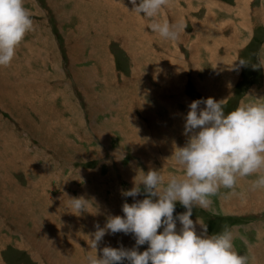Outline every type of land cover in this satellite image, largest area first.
Returning <instances> with one entry per match:
<instances>
[{
    "label": "rangeland",
    "instance_id": "obj_1",
    "mask_svg": "<svg viewBox=\"0 0 264 264\" xmlns=\"http://www.w3.org/2000/svg\"><path fill=\"white\" fill-rule=\"evenodd\" d=\"M25 7L34 28L11 65L0 66V264H71L81 248L89 252L84 243L93 234L90 226L124 215V201L133 202L123 195L131 189L127 166L138 172L131 171L136 182L141 169L182 174L172 154L187 136L173 140L170 121L181 113L185 123V99L214 92L215 99L226 98L228 112L254 99L245 94L264 97V0H168L159 18L183 24L176 41L129 12L131 0H26ZM148 113L160 123L167 119L172 132L160 123L146 129ZM160 141L166 156L156 147ZM256 175L220 188L209 207H195L191 218H202L209 234L230 228L238 237L235 250L249 264H264V207L228 214L229 203L249 200L252 192L264 197V189L251 188ZM81 195L92 202L74 213L67 197ZM185 210L177 202L174 215ZM32 217L53 238L60 227L67 244L53 252L48 232L31 230ZM121 233L114 234V247ZM109 234L99 247L108 245ZM132 236L125 247L135 244Z\"/></svg>",
    "mask_w": 264,
    "mask_h": 264
},
{
    "label": "clouds",
    "instance_id": "obj_2",
    "mask_svg": "<svg viewBox=\"0 0 264 264\" xmlns=\"http://www.w3.org/2000/svg\"><path fill=\"white\" fill-rule=\"evenodd\" d=\"M25 2L0 0V66L11 65L18 46L34 28ZM167 2L131 0L132 10L126 8L146 20L152 32L176 41L183 24L159 18ZM239 65L248 63L240 60ZM245 95L254 99L241 100L228 112L226 98H200L189 104L184 118L187 141L175 146L172 154L182 174L165 176L161 169H141L139 183L135 181L131 189L123 192L124 196L133 197L132 203L125 200L122 204L124 215H111L103 227L96 225L89 238L95 254L87 256V264H249V257L235 250L230 228L209 234L202 218H191L195 207H209L211 197L220 188H234L241 178L257 174L251 188L264 189V97ZM142 192L144 198L136 199ZM67 198L78 214L92 202L82 195ZM177 202L186 210L174 215ZM117 232L132 234L135 244H109L98 255L99 242L106 234ZM146 243L148 247L141 251L140 246Z\"/></svg>",
    "mask_w": 264,
    "mask_h": 264
},
{
    "label": "crops",
    "instance_id": "obj_3",
    "mask_svg": "<svg viewBox=\"0 0 264 264\" xmlns=\"http://www.w3.org/2000/svg\"><path fill=\"white\" fill-rule=\"evenodd\" d=\"M176 82V80L175 81H173V82H170L169 83V85H172V84H174ZM196 84H197V82H196ZM199 88H204L203 86H199ZM173 89V88H172ZM208 95H210V96H215V94H214V92H206ZM153 107V106H152ZM153 109H154V107H153ZM154 111H155V113L158 111H161L160 110V108H156V109H154ZM164 112V111H163ZM157 114V113H156ZM148 115H151V117H150V119L151 120H153V119H157L153 114H149L148 113ZM167 120V119H166ZM165 120V121H166ZM182 123H184V121H183V119H182ZM148 129V128H147ZM139 136H142V135H139ZM178 141V140H177ZM158 143H160V142H158ZM157 147V149H159V150H162L163 152H162V154H164L165 156H166V151H167V149H165V147L162 145V143L160 144V145H157L156 146ZM126 168H128L129 169V173L131 174V171L133 172V173H137L138 174V172H135L134 170H133V166L132 165H129V166H127ZM141 175H142V173H140V177H141ZM132 180H133V184L135 183V180H134V178L132 177ZM137 183H139V181L137 182ZM131 184V188L133 187V185H132V183H130ZM142 185V184H141ZM141 195V194H140ZM251 196H255L256 195V193L255 192H252L251 194H250ZM142 197V196H141ZM143 198V197H142ZM138 199V198H137ZM245 200H248V199H245ZM225 210H227V209H225ZM246 210H248V209H244V210H240V213L241 212H245ZM15 211V210H14ZM18 212V211H17ZM17 218H18V216H17ZM19 219H20V216H19ZM23 220V219H22ZM32 221H33V223H34V226L33 227H31V230L33 231V232H41V231H47L48 232V237H49V239H50V246H51V249L53 250V252L55 251V249H56V247L57 246H61L62 244H67V241L66 242H63V240L61 239V237H60V234H61V231L62 230H60L61 228L59 227V229L57 230V234H58V237H57V234H55V236L57 237V238H53V237H51L50 235H49V229L48 228H46L45 226H43V224L40 222V220L38 219V218H35V217H32ZM20 224H21V222H20ZM103 224L105 225V223H102V224H99V226H101V227H103ZM96 225L97 224H95V225H91L90 226V229L92 230L91 232H95V230H96ZM62 226H64V223H63V225ZM121 233V232H120ZM126 235V236H125ZM120 236L122 237V239L117 243V246H120L121 244H123L124 246H130L131 244H132V241H131V239H130V234H124V233H121L120 234ZM112 236H111V234H109L108 236H106V239H107V244L109 245H111V246H113L114 247V243H116V241H117V239H116V236L113 234V237L111 238ZM235 238L234 239H236V238H238L237 236H234ZM132 238L134 239V237L132 236ZM241 239H243V237H240ZM135 240V239H134ZM85 245V247H87L88 248V251L89 252H86L85 251V248H81L80 249V255L76 258V257H74V258H72V260H71V264H87V256L88 255H90V254H95V250L94 249H91V247H90V242H85L84 243ZM104 246H101V247H99V245H98V247H97V253H98V255H101L102 253L100 252V249H102ZM32 257H33V259L35 260V261H38L37 260V258L36 257H34L33 255H32ZM53 264H58V263H53Z\"/></svg>",
    "mask_w": 264,
    "mask_h": 264
},
{
    "label": "bare ground",
    "instance_id": "obj_4",
    "mask_svg": "<svg viewBox=\"0 0 264 264\" xmlns=\"http://www.w3.org/2000/svg\"><path fill=\"white\" fill-rule=\"evenodd\" d=\"M158 90V89H157ZM165 90V89H164ZM168 90V89H167ZM140 91V90H139ZM127 92V91H126ZM153 92V91H152ZM151 92V93H152ZM165 92V91H164ZM158 93V92H157ZM178 93V92H177ZM170 94V93H169ZM179 94V93H178ZM154 95H155V93H154ZM172 95V94H171ZM182 95V94H181ZM138 96H140V95H138ZM159 96V95H158ZM141 97V96H140ZM156 97V96H155ZM183 97V96H182ZM168 99V98H167ZM179 99V98H178ZM181 99V98H180ZM130 100V99H129ZM165 100V99H164ZM173 100V99H172ZM163 101V100H162ZM183 101V100H182ZM185 101L186 102H188V103H191V101L190 100H188V99H185ZM160 104L159 105H164L163 107H165V104L166 103H161V102H159ZM176 104V103H175ZM187 104V103H186ZM170 107V106H169ZM173 108V107H172ZM175 108V107H174ZM173 108V109H174ZM186 108H188V107H186ZM166 109V108H165ZM180 109V108H179ZM183 109V108H182ZM175 110V109H174ZM176 111V110H175ZM165 112V111H164ZM187 112V111H186ZM171 114H173V116H174V113L173 112H171ZM187 114V113H186ZM135 117V116H134ZM129 118V117H128ZM170 118V117H169ZM168 118V119H169ZM171 119V118H170ZM175 120H174V122H171L170 121V124H171V126L172 125H175V129L174 128H169L170 127V125H168V124H166V123H160V122H157L156 120L157 119H153V120H151L150 119V124H146V129L148 128V129H151L152 127H153V124H154V126H155V124L156 123H160V124H158L159 125V127L162 129V130H164V131H166V134H167V132L169 133V130L172 132V129H174V134H175V139H173V140H179L178 138H180V136H182V135H185V134H183L182 132V129L184 128V123H182V115H181V113H177L176 114V116H175V118H174ZM133 121V120H132ZM167 121V120H166ZM134 122H135V120H134ZM169 126V127H168ZM167 127V128H166ZM173 127V126H172ZM142 129H144V128H139L137 131L138 132H141L142 131ZM100 132H102V133H105V131H104V128H102L101 127V129L99 130ZM171 135H173L172 133L169 135L171 138H172V136ZM174 137V136H173ZM185 137V136H184ZM101 138L103 139V140H106V138H104L103 136H101ZM167 138V137H166ZM183 138V137H182ZM168 139V138H167ZM181 139V138H180ZM158 140H160V139H158ZM186 140V139H185ZM170 141V140H169ZM174 142V141H173ZM132 143H133V141H132ZM138 144V143H137ZM161 144V141H160V143H157L156 144V146L157 145H160ZM181 144V143H180ZM184 144H185V141H184ZM138 145H140V144H138ZM138 145H136V146H138ZM175 145V144H174ZM176 146V145H175ZM174 146V147H175ZM173 147V146H172ZM133 148H135V146H133ZM138 148V147H137ZM174 149V148H173ZM170 153H172V152H170ZM116 155V154H115ZM156 157V156H155ZM161 157V156H160ZM172 157V156H171ZM170 157V158H171ZM153 158V157H152ZM169 158V159H170ZM168 159V158H167ZM172 159V158H171ZM174 159V158H173ZM156 160V159H155ZM166 160V159H165ZM164 161V160H163ZM152 162V161H151ZM155 163V162H154ZM153 163V164H154ZM170 164V163H169ZM156 165V164H155ZM126 172H128L129 173V169L128 168H126ZM122 171V170H121ZM124 176H125V178H127V181L128 182H130V183H132V185L134 186V184H133V180H132V176H131V174L129 173V174H124ZM238 184H240V183H238ZM138 199H143L142 197H141V195L139 194L138 196ZM223 199V198H222ZM221 199V200H222ZM222 202V201H221ZM252 202H254L253 204H252ZM229 205H230V207H229ZM229 205H228V207H229V210H233L232 212H230V213H228L229 215L230 214H234V213H237V212H239L238 214H241L242 215V213H240V210L242 211V210H244V209H250L251 208V206H255V208L254 209H256V212H257V210H258V208L259 207H264V197H257V196H252L249 200H237L234 204H232L234 207H231V204L229 203ZM251 205V206H250ZM235 210H236V212H235ZM260 212V211H259ZM258 212V213H259ZM229 217V216H228ZM234 217V216H233ZM239 220V219H238ZM243 223V222H242ZM247 224V223H246ZM233 231V230H232ZM235 235H238V234H235Z\"/></svg>",
    "mask_w": 264,
    "mask_h": 264
}]
</instances>
